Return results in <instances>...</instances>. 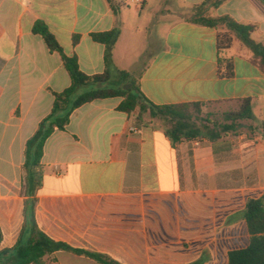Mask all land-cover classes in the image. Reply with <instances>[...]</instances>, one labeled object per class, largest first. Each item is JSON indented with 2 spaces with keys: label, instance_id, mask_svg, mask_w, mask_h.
I'll use <instances>...</instances> for the list:
<instances>
[{
  "label": "crops",
  "instance_id": "crops-1",
  "mask_svg": "<svg viewBox=\"0 0 264 264\" xmlns=\"http://www.w3.org/2000/svg\"><path fill=\"white\" fill-rule=\"evenodd\" d=\"M157 1L0 0V250L16 244L31 199L38 227L52 239L120 264H228L229 252L248 246L243 212L250 198L264 195V71L236 40L228 52L234 76L220 78L218 29L189 21L206 0ZM128 5L180 15L165 21L162 46L137 76L149 101L251 99L256 130L174 144L161 120L120 111L122 98L99 99L52 134L35 169L39 183L28 184L26 143L51 113L55 93L72 83L62 56L34 32L35 24H46L87 75L106 68V46L92 35L119 26L116 80L117 71L132 68ZM208 14L257 25L252 38L264 43L259 0H226ZM45 263L100 264L65 250Z\"/></svg>",
  "mask_w": 264,
  "mask_h": 264
},
{
  "label": "trees",
  "instance_id": "trees-1",
  "mask_svg": "<svg viewBox=\"0 0 264 264\" xmlns=\"http://www.w3.org/2000/svg\"><path fill=\"white\" fill-rule=\"evenodd\" d=\"M108 1L111 2V0ZM225 1L206 0L196 6L189 15V21L192 23L218 29L219 77L232 78L234 76V62L232 57L228 56V52L236 40L252 53V61L264 71V43L257 42L252 38L257 25L240 23L229 16L212 17L208 14L209 8L217 7ZM259 1L264 8V0ZM34 32L42 35L51 51L60 53L72 83L63 92L55 93L51 113L40 122L37 131L26 143L24 168L28 184L37 185L39 183L35 169L41 163L45 144L52 134L56 130L66 129L70 117L76 109L99 99L122 98L118 107L120 111L128 114L136 113L139 121H142L143 115L146 113H149L151 118L161 120L165 126L166 135L174 144L199 138L217 140L243 132H249L252 135L256 130L252 123L255 117L251 99L232 102L240 104V107L225 113L223 122L205 119L198 123L194 114L201 112L204 104L231 102L181 103L159 106L146 98L138 79L132 77L128 71H117V79L113 80L115 67L112 51L121 35L119 26L110 31L92 35L94 41L106 46L105 71L96 75H87L80 70L77 57H69L64 53L63 48L46 24L37 22ZM74 42H77V38L74 39ZM110 84H120V86L111 87ZM261 130L264 132V125ZM35 202V199L25 202V222L19 238L12 248L0 250V264H46L45 258L60 250L76 255H85L100 264H120L104 255L75 249L64 242L52 239L37 225ZM243 217L248 227L249 244L244 249L229 252L228 264H264V195L248 200ZM2 238L0 227V243Z\"/></svg>",
  "mask_w": 264,
  "mask_h": 264
},
{
  "label": "rangeland",
  "instance_id": "rangeland-1",
  "mask_svg": "<svg viewBox=\"0 0 264 264\" xmlns=\"http://www.w3.org/2000/svg\"><path fill=\"white\" fill-rule=\"evenodd\" d=\"M157 2V0H153L155 6L157 5ZM168 7L169 5H165L164 8L167 9ZM125 9L127 33L129 34L128 43L130 44L127 64L132 66L130 70L128 69V72L131 73L132 77L137 79L138 74L148 63L151 56L163 44L166 27L165 21L168 18H178L180 15L178 13L170 14L166 11L150 15V12H147L146 7L139 12L134 5H128ZM110 86L118 87L120 84H110ZM239 107L240 104L238 103L204 104L201 108V112L198 114L195 113L194 116L198 119V123H201L205 119L214 122H223L225 113L237 110Z\"/></svg>",
  "mask_w": 264,
  "mask_h": 264
},
{
  "label": "built area",
  "instance_id": "built-area-1",
  "mask_svg": "<svg viewBox=\"0 0 264 264\" xmlns=\"http://www.w3.org/2000/svg\"><path fill=\"white\" fill-rule=\"evenodd\" d=\"M137 129L136 128H133V131H136Z\"/></svg>",
  "mask_w": 264,
  "mask_h": 264
}]
</instances>
